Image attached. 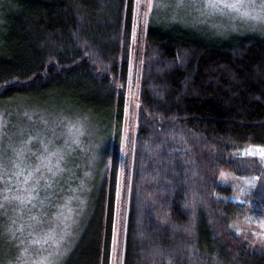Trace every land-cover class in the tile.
<instances>
[{"label": "trees", "instance_id": "16d2710c", "mask_svg": "<svg viewBox=\"0 0 264 264\" xmlns=\"http://www.w3.org/2000/svg\"><path fill=\"white\" fill-rule=\"evenodd\" d=\"M135 8L136 0H0V124L15 109L33 120L70 111L100 127L97 157L65 163L86 188L62 264H111ZM135 118L119 263L264 264L235 232L249 207L219 184L224 171L264 170L242 154L264 147V33L150 21ZM43 195L51 207L53 191Z\"/></svg>", "mask_w": 264, "mask_h": 264}, {"label": "rangeland", "instance_id": "374dc122", "mask_svg": "<svg viewBox=\"0 0 264 264\" xmlns=\"http://www.w3.org/2000/svg\"><path fill=\"white\" fill-rule=\"evenodd\" d=\"M208 3L209 0H136L111 264H120L121 259L123 199L130 180L126 165L137 127L147 25L150 21L177 24L218 36L264 33V23L254 19L264 18V0H218L215 8L208 7ZM225 3L237 7H224ZM25 112L13 109L6 124H0V264H62L80 225L81 195L86 188V180L78 183L66 164L70 166L79 155L97 157L94 155L102 141L100 127L70 111L53 117H43L39 112L34 120ZM83 140L91 147L75 150ZM106 148L107 141L100 149ZM242 154L247 160H257L264 169V147L252 146ZM260 172L238 176L224 171L219 184L232 188L227 196L230 200L249 207L235 232L251 252L264 255V190H259L264 170ZM45 189L53 191L51 207L43 195Z\"/></svg>", "mask_w": 264, "mask_h": 264}, {"label": "snow or ice", "instance_id": "6c2138e0", "mask_svg": "<svg viewBox=\"0 0 264 264\" xmlns=\"http://www.w3.org/2000/svg\"><path fill=\"white\" fill-rule=\"evenodd\" d=\"M217 2H218V0H209L208 7H212V8L217 7ZM224 7L236 8L237 5L236 4H227V3H225ZM261 7L264 8V4H262ZM254 19H257L260 22L264 23V18H262V17H254Z\"/></svg>", "mask_w": 264, "mask_h": 264}]
</instances>
